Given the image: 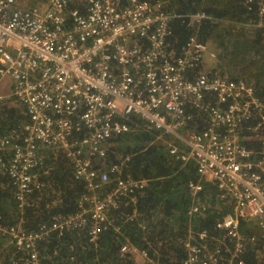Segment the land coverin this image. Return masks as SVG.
Listing matches in <instances>:
<instances>
[{
	"label": "built area",
	"instance_id": "2783aa9c",
	"mask_svg": "<svg viewBox=\"0 0 264 264\" xmlns=\"http://www.w3.org/2000/svg\"><path fill=\"white\" fill-rule=\"evenodd\" d=\"M174 17L206 15H176L165 0H38L29 6L0 0V84L4 77L11 80L9 96L25 114L0 136V178L9 179L23 209L44 185L50 150L53 162L70 166L72 180L83 186L79 211L54 214L35 231L19 220L0 223V236L23 264H40L38 242L53 231L88 225L89 241L95 242L114 221L112 210L122 201L135 203L147 180L124 175L127 157L111 148L115 137L140 128L157 131L176 159L194 160L200 179L213 181L233 207L217 224L229 235V252L212 250L202 231L201 243L185 241L180 264H249L247 252L251 264H264V101L247 81L210 74L203 61L206 45L195 35L173 49L168 38ZM253 24L264 30V21ZM198 115H207L202 126H190ZM256 139L257 153L244 143ZM189 186L201 190L199 182ZM198 207L192 203L187 215ZM135 216V208L124 214L126 220ZM240 218H252L263 231L242 236ZM124 253L140 258L139 264L149 260L145 249L129 242L120 247Z\"/></svg>",
	"mask_w": 264,
	"mask_h": 264
},
{
	"label": "trees",
	"instance_id": "16d2710c",
	"mask_svg": "<svg viewBox=\"0 0 264 264\" xmlns=\"http://www.w3.org/2000/svg\"><path fill=\"white\" fill-rule=\"evenodd\" d=\"M165 5L176 15H206L200 19L187 17L185 21L174 17L171 20L168 40L173 49H178L190 35H195L200 43L218 47L215 52L218 72L231 79L249 82L255 96L264 101V30L251 27L253 22L264 21L260 0H165ZM219 73L210 71V74ZM22 110L0 99V136L21 124L25 119ZM203 118L207 115L194 116L188 122L190 126L200 128ZM157 134L155 130L140 128L113 139L117 145L111 150L120 158L127 157L123 174L147 180L135 203L125 205L122 201L112 210L114 221L102 228L95 242L89 241L88 225L60 235L53 231L48 238L38 242L40 264H136L129 253L120 254V247L125 242L147 251L149 260L145 264H180L185 257V241L201 243L198 234L202 231L212 250L229 252V235L217 224L224 215L233 212L232 205L219 197L213 181L200 179L194 160L176 159L169 153L167 145L156 138ZM244 143L247 148L254 147L255 153L261 150L259 139ZM178 147L180 149L181 145ZM53 159L45 160L47 171L41 172L44 185L34 190L29 204L23 209L17 206L9 179L0 178L2 225L21 221L24 229L35 231L54 214L68 215L79 211L78 198L83 186L72 180L70 166L61 161L54 163ZM190 182H199L201 190L194 192ZM192 203H196L199 210L189 217L187 211ZM134 208L136 216L126 220L124 214H131ZM262 231L252 218L239 219L238 232L242 236L256 237ZM6 242L7 239L0 236V264H23L20 253ZM243 258L246 263L254 262L249 252Z\"/></svg>",
	"mask_w": 264,
	"mask_h": 264
},
{
	"label": "rangeland",
	"instance_id": "374dc122",
	"mask_svg": "<svg viewBox=\"0 0 264 264\" xmlns=\"http://www.w3.org/2000/svg\"><path fill=\"white\" fill-rule=\"evenodd\" d=\"M36 1H38V0H19L20 4L23 5V6L32 5ZM253 26H254V24H252L251 27L253 28ZM205 45H206V51H207V53H205L204 58H203L204 68L207 71H209V72L212 71V72L219 73L218 70H217L218 59H217V55L215 54V52L217 53V51H218L219 48L216 47V46H213L212 44L210 45L208 43L205 44ZM218 75H221V74L219 73ZM10 92H11V80L8 77H4L2 79L1 84H0V96H1L0 99L7 100V103L10 106H13V107H21L19 105V103L15 99H13V98H11L9 96V93ZM177 131L179 133H182L183 134L184 129L183 128H177ZM174 139H175V136H170V140L171 141H174ZM128 143H130V142H128ZM45 154L48 155V156H50V154H51L54 157V154L50 150L45 151ZM135 261H136L135 263H137V264L142 263V260L140 258L136 259Z\"/></svg>",
	"mask_w": 264,
	"mask_h": 264
}]
</instances>
